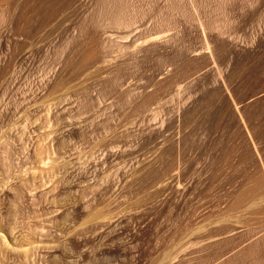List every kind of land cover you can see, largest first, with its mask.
I'll return each mask as SVG.
<instances>
[{
  "label": "rangeland",
  "instance_id": "obj_1",
  "mask_svg": "<svg viewBox=\"0 0 264 264\" xmlns=\"http://www.w3.org/2000/svg\"><path fill=\"white\" fill-rule=\"evenodd\" d=\"M0 264H264V0H0Z\"/></svg>",
  "mask_w": 264,
  "mask_h": 264
},
{
  "label": "bare ground",
  "instance_id": "obj_2",
  "mask_svg": "<svg viewBox=\"0 0 264 264\" xmlns=\"http://www.w3.org/2000/svg\"><path fill=\"white\" fill-rule=\"evenodd\" d=\"M259 257V256H258Z\"/></svg>",
  "mask_w": 264,
  "mask_h": 264
}]
</instances>
